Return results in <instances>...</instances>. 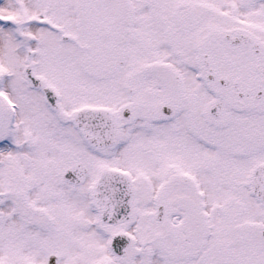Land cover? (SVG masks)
Masks as SVG:
<instances>
[{
  "label": "snow or ice",
  "instance_id": "6c2138e0",
  "mask_svg": "<svg viewBox=\"0 0 264 264\" xmlns=\"http://www.w3.org/2000/svg\"><path fill=\"white\" fill-rule=\"evenodd\" d=\"M0 264H264V0H0Z\"/></svg>",
  "mask_w": 264,
  "mask_h": 264
}]
</instances>
